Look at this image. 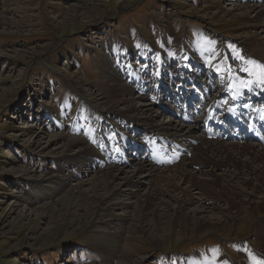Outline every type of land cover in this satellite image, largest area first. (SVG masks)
<instances>
[{
    "label": "rangeland",
    "instance_id": "rangeland-1",
    "mask_svg": "<svg viewBox=\"0 0 264 264\" xmlns=\"http://www.w3.org/2000/svg\"><path fill=\"white\" fill-rule=\"evenodd\" d=\"M235 3L241 2L0 0V264H207L202 261L212 256L220 264L223 260L262 263L264 235L257 229L260 225L264 230V217L244 226L246 220L236 219L239 226L231 223L223 231L211 232L207 226L198 229L194 222L184 226L179 220L176 226H169L162 219V225L152 223L146 232L145 224L157 222L151 214L143 219L139 215L121 220L111 215L106 218L95 199L80 200L77 208H68L63 204L68 201L65 192L75 180L66 175L47 181L45 176L50 171L61 173L62 168H72V149L61 144L66 145L72 138L92 141L96 132L89 115L98 118L99 108L91 101L104 95L115 79L133 86L123 75L125 66L135 71L136 64L146 62L152 68L163 50L169 57L185 51L205 58L195 50L197 44L205 42L199 38L201 32L215 39L210 52L214 49L220 55L224 49H231L259 58L256 49L263 50L264 26H249L254 14L236 16L237 12L230 10ZM249 31L257 34L244 44L245 38L240 35ZM11 50H19L22 55L13 57ZM6 53L12 56L6 58ZM143 56L148 61H141ZM78 77L89 85L83 89L74 81ZM209 77L212 80L211 72ZM62 106V112L69 107L75 110L71 116L75 132L70 123L52 114L59 113ZM169 110L158 102L152 113L156 121L176 123L177 116ZM48 111L59 128L45 116ZM28 123H36L34 129L48 125L50 133L65 134L62 143L53 141L51 147L61 145L57 154L43 153L31 145L33 130L26 127ZM136 127L127 130L135 138ZM140 128L145 137L152 139ZM48 139L49 135L45 136L44 140ZM85 146L80 144L79 148ZM86 164L81 167L84 179L101 168ZM60 183L67 187L60 190ZM124 198L120 199L127 202ZM132 205L137 207L136 203ZM113 211L122 213L124 209L116 205ZM163 225L171 232L162 230ZM100 240L109 247L100 246L96 242ZM134 241L136 247L132 250Z\"/></svg>",
    "mask_w": 264,
    "mask_h": 264
},
{
    "label": "bare ground",
    "instance_id": "bare-ground-1",
    "mask_svg": "<svg viewBox=\"0 0 264 264\" xmlns=\"http://www.w3.org/2000/svg\"><path fill=\"white\" fill-rule=\"evenodd\" d=\"M240 2L231 4L232 8L230 10L236 11V16L239 13L243 16L254 14L253 17L250 16V27L264 26V0H240ZM225 10L229 12L228 9ZM255 34H257L255 31L245 32V36L241 34V38H245L242 43L247 42V39L254 38ZM208 36L201 32L199 38L205 42L197 44V49H195L202 52L206 56L205 58L195 56L191 52L186 54L185 51L169 57L163 50V55H159L161 58L158 56L160 58L159 70L148 69V67L143 66L142 70L133 71V69L130 70L129 68L127 70L126 66L124 67L127 70V75L134 74V80L140 82L137 86L118 82L115 79V82L108 91L104 92V95L96 96L95 101H91L93 107L99 108L97 110H99L101 120L97 125V129L102 126L104 129V131L102 129V132L106 139L118 138L116 142L127 144L135 140L132 137L134 135L128 136L127 130L136 125L137 127L134 130L138 131L137 129L142 127L149 132L152 139L150 138L151 140L148 141L157 142V147L165 143L168 146L164 147L169 150L184 148L185 152L180 155L178 161L175 164L160 165L153 159L146 158L145 155L128 156L126 153V163L110 164L102 152L103 146L97 143L96 134L98 131L94 130L96 133L92 141L90 138L84 142H80L81 139L79 138L69 139L67 146L61 145L64 148L72 149V161H69L72 168L68 170L62 168L61 173L50 171L45 175L47 181H51L55 177H67L66 175H69L68 178L71 177L75 180L65 192L68 201L63 204H66L68 208H77L80 204L78 201H92L95 199L97 205H102V208H100L106 218H110L111 215L119 217L120 220L123 218L129 219L130 216L136 218L137 215L142 216L143 219L151 214V219H155L157 222L151 221V224H145L144 229L141 227L146 232L150 231L152 223L162 225V219L169 226L171 223L176 226L179 220L183 222L184 226L194 222L198 229L207 226L211 232L223 231L231 223L239 226L240 222H236V219L239 221L246 220V223H243L244 226L260 221V218L264 217V142H235L222 134L209 136L207 133L200 131L201 127L197 124L181 123L182 121L178 117L176 123L168 119L156 121L152 113L154 103L159 102L157 100L159 94L161 92L162 94L166 93V82L162 79L160 73L163 71L169 73L170 80L175 83L174 91L185 87L187 78L195 70L201 72L204 68H208L211 77L214 73L220 75V84L225 86L226 90L231 89V85L236 83L240 94L244 97L263 95L264 42L261 41L263 50L256 49L259 58L253 55L241 54L231 49H224L221 52L222 55H218L214 49L210 52L215 39H211L213 35ZM11 52L14 55L13 57L21 54L19 50H11ZM1 55H4V53ZM255 55L257 54L255 53ZM8 56L11 57L12 55L6 53L4 57L7 58ZM174 61L178 64V67H176V71L179 69L177 74H173L171 71ZM116 69L118 72L119 68ZM177 77L184 79V83L178 84L175 82ZM74 81L78 82L77 84H80L83 89L88 84L80 77ZM210 83H212V80H210ZM154 86H156V89L152 90ZM160 87L163 91L159 89ZM150 91L153 93H149ZM236 101L242 103L243 100L237 99ZM215 106L216 101H212L210 107L214 108ZM48 115L51 118L53 117L52 114V116ZM215 118L218 117L214 116ZM218 119L223 121L221 118ZM212 121L211 115L208 114L203 122L210 125ZM110 124H114L113 128ZM36 126V123L26 125V127L33 130L31 145L43 153L57 154L56 151L61 145L51 146L53 141L62 143L66 139L65 134L61 132L50 133L47 129L48 125L34 129ZM253 128L256 129L257 127ZM48 135L50 139L45 141L44 138ZM80 144H85V148L80 149ZM188 153H192V155L188 156ZM87 162L92 163L94 168H101L96 170L95 175L84 179L81 175V167ZM100 164L103 166H100ZM65 185L60 183L58 187L62 190ZM121 197H125L124 199H127V202H123V199H120ZM135 203L137 207L133 208L132 204ZM116 205H121L124 211L113 214V206ZM174 217L175 220H172ZM255 228L257 229V227ZM162 230L168 233L171 232V229L164 227V225ZM257 230L264 235V230L260 225ZM130 238L127 237V240ZM154 241L158 243V239H154ZM96 242L100 246L109 247L103 240ZM134 247H136V242L130 248L133 250ZM129 251L128 249L126 252ZM262 251L264 252V245ZM199 260L201 261V259ZM202 262L216 264L207 260ZM221 264L229 263L223 262Z\"/></svg>",
    "mask_w": 264,
    "mask_h": 264
},
{
    "label": "snow or ice",
    "instance_id": "snow-or-ice-1",
    "mask_svg": "<svg viewBox=\"0 0 264 264\" xmlns=\"http://www.w3.org/2000/svg\"><path fill=\"white\" fill-rule=\"evenodd\" d=\"M254 264H260V262L257 261V262H254Z\"/></svg>",
    "mask_w": 264,
    "mask_h": 264
}]
</instances>
